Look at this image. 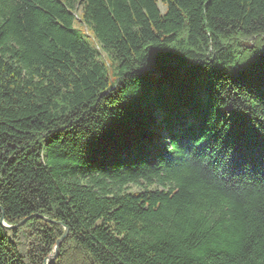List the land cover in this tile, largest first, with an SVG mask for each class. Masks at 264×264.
<instances>
[{
	"label": "trees",
	"instance_id": "trees-1",
	"mask_svg": "<svg viewBox=\"0 0 264 264\" xmlns=\"http://www.w3.org/2000/svg\"><path fill=\"white\" fill-rule=\"evenodd\" d=\"M0 264H264V0H0Z\"/></svg>",
	"mask_w": 264,
	"mask_h": 264
},
{
	"label": "water",
	"instance_id": "water-1",
	"mask_svg": "<svg viewBox=\"0 0 264 264\" xmlns=\"http://www.w3.org/2000/svg\"><path fill=\"white\" fill-rule=\"evenodd\" d=\"M2 222H3V221H2ZM23 223H24V221L20 222L19 225H21V224H23ZM3 224H4L5 226H7V227H10V228L15 227V226H8V225H6L4 222H3ZM67 234H68V228H65L64 235H63L62 239L58 241V245H59L60 242H61V241L67 236ZM58 245L55 247V250H54L55 252H54V254H52V255L47 259V262H48L49 260L54 259V258L57 257V254H58V252H59V247H58Z\"/></svg>",
	"mask_w": 264,
	"mask_h": 264
},
{
	"label": "rangeland",
	"instance_id": "rangeland-1",
	"mask_svg": "<svg viewBox=\"0 0 264 264\" xmlns=\"http://www.w3.org/2000/svg\"><path fill=\"white\" fill-rule=\"evenodd\" d=\"M164 9V8H163ZM79 29H80V31H82L83 33L84 32H86V29L83 27V26H77ZM134 190H136L137 189V187H132Z\"/></svg>",
	"mask_w": 264,
	"mask_h": 264
}]
</instances>
